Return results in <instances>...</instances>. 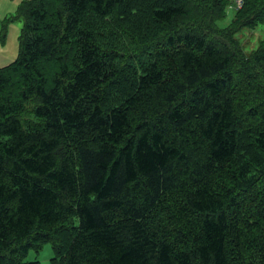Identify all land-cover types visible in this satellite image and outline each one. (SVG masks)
<instances>
[{"label":"trees","instance_id":"1","mask_svg":"<svg viewBox=\"0 0 264 264\" xmlns=\"http://www.w3.org/2000/svg\"><path fill=\"white\" fill-rule=\"evenodd\" d=\"M26 0L0 68V264H264V0ZM33 116V117H31Z\"/></svg>","mask_w":264,"mask_h":264},{"label":"rangeland","instance_id":"2","mask_svg":"<svg viewBox=\"0 0 264 264\" xmlns=\"http://www.w3.org/2000/svg\"><path fill=\"white\" fill-rule=\"evenodd\" d=\"M26 0H0V68L10 65L20 54V37L24 21L18 15L19 6ZM226 16L219 21L221 27H227L236 14V0H229ZM237 37L246 53L256 50L264 39V22L255 28L245 27ZM33 117V116H31ZM54 249L51 242L44 243L39 251L30 250L25 261H40L41 264H53Z\"/></svg>","mask_w":264,"mask_h":264},{"label":"built area","instance_id":"3","mask_svg":"<svg viewBox=\"0 0 264 264\" xmlns=\"http://www.w3.org/2000/svg\"><path fill=\"white\" fill-rule=\"evenodd\" d=\"M244 0H236V7L239 9L243 6Z\"/></svg>","mask_w":264,"mask_h":264}]
</instances>
